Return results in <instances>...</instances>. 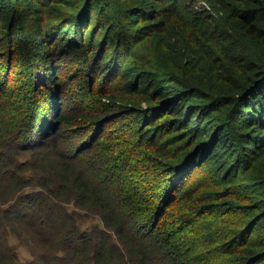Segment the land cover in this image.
<instances>
[{"label":"trees","instance_id":"16d2710c","mask_svg":"<svg viewBox=\"0 0 264 264\" xmlns=\"http://www.w3.org/2000/svg\"><path fill=\"white\" fill-rule=\"evenodd\" d=\"M0 264H264V0H0Z\"/></svg>","mask_w":264,"mask_h":264},{"label":"rangeland","instance_id":"374dc122","mask_svg":"<svg viewBox=\"0 0 264 264\" xmlns=\"http://www.w3.org/2000/svg\"><path fill=\"white\" fill-rule=\"evenodd\" d=\"M92 225H97V226L101 225V223L97 217H91V218H88L86 220H83V222H82L83 228H87V227L92 226ZM8 237H9V241H10L11 245L15 248V250L18 254L19 260L21 262L28 261L31 258V256H30L29 251L25 247V245L23 243L19 242L17 240V238L13 235H9Z\"/></svg>","mask_w":264,"mask_h":264}]
</instances>
